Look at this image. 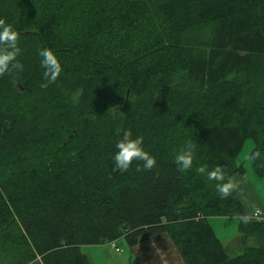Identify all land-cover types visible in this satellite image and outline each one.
<instances>
[{
  "label": "trees",
  "instance_id": "16d2710c",
  "mask_svg": "<svg viewBox=\"0 0 264 264\" xmlns=\"http://www.w3.org/2000/svg\"><path fill=\"white\" fill-rule=\"evenodd\" d=\"M0 18L23 65L0 76V264H91L80 245L161 233L183 264H264V223L196 171L243 173L250 139L264 177V0H0ZM45 48L63 71L42 88ZM127 129L152 170L116 169ZM212 217L237 219L239 254Z\"/></svg>",
  "mask_w": 264,
  "mask_h": 264
},
{
  "label": "clouds",
  "instance_id": "9594fccd",
  "mask_svg": "<svg viewBox=\"0 0 264 264\" xmlns=\"http://www.w3.org/2000/svg\"><path fill=\"white\" fill-rule=\"evenodd\" d=\"M19 33L13 28V25L0 18V76L11 74L16 70H23V65L17 60L20 54L18 46ZM39 56L42 58L40 63L44 69V83L42 88H47L49 84L55 83L60 77L63 68L59 58L50 48L41 49ZM144 137L133 136L130 129L123 130L122 138L116 143V153L114 163L117 170L126 172L131 167L133 161H142V168L137 165L136 171L142 169L152 170L156 165V158L150 155L144 149ZM196 144L188 141L181 150L175 155L174 162L180 172H187L192 168L195 156ZM207 164H201L196 171L200 174H206L209 180L217 181L216 189L222 198H227L237 187L235 181L228 178L222 166L217 165L211 171H208Z\"/></svg>",
  "mask_w": 264,
  "mask_h": 264
},
{
  "label": "rangeland",
  "instance_id": "374dc122",
  "mask_svg": "<svg viewBox=\"0 0 264 264\" xmlns=\"http://www.w3.org/2000/svg\"><path fill=\"white\" fill-rule=\"evenodd\" d=\"M252 148V141L245 139L239 153L236 156L237 162L250 171L248 153ZM260 195L264 192L255 185ZM209 224L215 235L222 242L228 256H234L241 252L237 240V219L235 217H212ZM104 242L98 245H80L79 251L84 254L91 264H132L138 261L140 264H183L176 250L165 234L154 235L134 246H129L123 237ZM252 241L248 240V245Z\"/></svg>",
  "mask_w": 264,
  "mask_h": 264
},
{
  "label": "crops",
  "instance_id": "0c3cea01",
  "mask_svg": "<svg viewBox=\"0 0 264 264\" xmlns=\"http://www.w3.org/2000/svg\"><path fill=\"white\" fill-rule=\"evenodd\" d=\"M228 178L233 179L237 185V187L233 191L237 196V198L239 199V201L241 202L246 215L251 217V215L255 211H257L259 213L260 221L264 223V192L262 195H260L255 186L258 185L259 187L263 188L264 177H259L255 175L252 172V170L250 171L249 169H245L243 167V173L233 174ZM26 264H41V263L39 259L36 258Z\"/></svg>",
  "mask_w": 264,
  "mask_h": 264
},
{
  "label": "built area",
  "instance_id": "2783aa9c",
  "mask_svg": "<svg viewBox=\"0 0 264 264\" xmlns=\"http://www.w3.org/2000/svg\"><path fill=\"white\" fill-rule=\"evenodd\" d=\"M252 218L256 219V220H260V217H259V213L257 211H255L252 215H251ZM111 246H113V241H111ZM114 247V246H113Z\"/></svg>",
  "mask_w": 264,
  "mask_h": 264
}]
</instances>
